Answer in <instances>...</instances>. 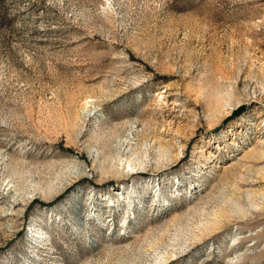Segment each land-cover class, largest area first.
Instances as JSON below:
<instances>
[{
  "label": "rangeland",
  "instance_id": "rangeland-1",
  "mask_svg": "<svg viewBox=\"0 0 264 264\" xmlns=\"http://www.w3.org/2000/svg\"><path fill=\"white\" fill-rule=\"evenodd\" d=\"M0 264H264V0H0Z\"/></svg>",
  "mask_w": 264,
  "mask_h": 264
},
{
  "label": "water",
  "instance_id": "water-1",
  "mask_svg": "<svg viewBox=\"0 0 264 264\" xmlns=\"http://www.w3.org/2000/svg\"><path fill=\"white\" fill-rule=\"evenodd\" d=\"M241 107H243V105H241L237 110H235L234 113H238Z\"/></svg>",
  "mask_w": 264,
  "mask_h": 264
}]
</instances>
